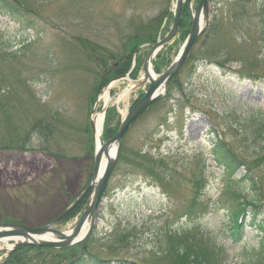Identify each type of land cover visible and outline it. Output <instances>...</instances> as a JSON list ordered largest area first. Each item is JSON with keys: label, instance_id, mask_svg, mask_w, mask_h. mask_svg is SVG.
Masks as SVG:
<instances>
[{"label": "rangeland", "instance_id": "374dc122", "mask_svg": "<svg viewBox=\"0 0 264 264\" xmlns=\"http://www.w3.org/2000/svg\"><path fill=\"white\" fill-rule=\"evenodd\" d=\"M9 1L11 9L0 7V225L36 228L91 182L93 115L104 112V131L114 134L146 93L137 82L173 26L176 0ZM198 5L185 1L178 35L153 61L157 75L180 54ZM209 6L179 74L127 134L85 252L115 264H175L161 252L168 232L181 230L212 242L217 264H264V230L249 217L242 239L231 237L238 202L255 198L245 171L229 179L213 162L220 139L254 168L264 199V0ZM90 196L59 230L75 224Z\"/></svg>", "mask_w": 264, "mask_h": 264}, {"label": "water", "instance_id": "95a60500", "mask_svg": "<svg viewBox=\"0 0 264 264\" xmlns=\"http://www.w3.org/2000/svg\"><path fill=\"white\" fill-rule=\"evenodd\" d=\"M185 0H176L174 23L167 34V36L153 45L145 62V70L147 78L145 81L137 82L139 85H149L148 91L145 96L129 111L127 116L123 118L121 127L115 137L106 142L99 151H96L95 167L92 177V181L79 196V198L63 213L50 221L47 225L31 228L22 223H6L0 225V244H4L6 241L14 242L10 249H1L0 251H6L7 255L4 260L11 255L12 252L27 246L51 248L57 250H64L79 245L87 240L92 233L95 224L97 222V213L101 207L104 199L109 179L115 169L118 161L121 147L131 127L136 121L157 101L164 96L163 92L167 90L173 79L179 74L180 70L187 61L194 46L198 42L202 33L204 32V23L209 19V0H200V4L193 14L192 29L186 40L182 50L176 60L172 63L169 69L157 78H150L147 70V65H152L156 55L168 45L179 33L180 20L183 11ZM161 89H164L161 92ZM117 145L116 153L114 157L109 155V149L111 146ZM106 155L108 162L106 168L100 177L97 185L95 181L99 176L101 169V162L103 156ZM92 191V196L83 211V214L77 219L75 224L67 231H61L56 228V224L62 221L70 212H72L80 202L85 198L89 191ZM90 222L89 230L86 234H83L84 228L87 223Z\"/></svg>", "mask_w": 264, "mask_h": 264}, {"label": "trees", "instance_id": "16d2710c", "mask_svg": "<svg viewBox=\"0 0 264 264\" xmlns=\"http://www.w3.org/2000/svg\"><path fill=\"white\" fill-rule=\"evenodd\" d=\"M0 7L9 10L12 8V5L9 0H0ZM153 42L154 39L152 38L146 41V43ZM130 56L131 60L130 63L128 62V68H131L130 64L132 62V57H134L133 55ZM125 68L126 66H123L120 70L118 68L117 70L121 72L116 75L118 77L120 74L123 75L128 69ZM128 71L126 73H128ZM262 120L263 121H260V127L262 130H264V118ZM118 130L119 129H117L113 134V130L107 129L104 134L105 138L107 140L113 138L117 134ZM213 149V162L216 164V166L219 169H223L225 174L229 176V179L233 178L239 172H241L242 169H244L245 175L243 180H247L250 183L251 189H253L255 192V198L251 201L248 199H242L238 202V210L234 213L232 218L233 225L230 227L232 230L231 237L235 240V242H239L242 239V236H244V231H246V226L243 224L246 217L251 219L249 226H257L264 230V199L260 194L261 189L258 188V183L254 174L255 172L253 171L254 168L251 165L245 164L244 160L239 155L234 153L230 147L220 139H217V141L214 143ZM124 150L125 142L123 143L120 156ZM245 167H247V170ZM201 181L196 182V184H201ZM82 203L84 204V202ZM79 206L77 207L78 209L81 207ZM72 213L68 217H70ZM260 217L262 218L259 219ZM6 222L9 223L13 221L7 220ZM176 231L177 233H174L173 231L168 232V244L163 247V252H161V254H173L175 256V264L220 263L218 260L215 261L216 252L212 242H204V239L201 241V235L196 234L195 236L194 234H190L189 231ZM31 251L32 253H30ZM43 255L44 258H42ZM41 261V264H115L111 260L103 259L96 255L85 252L84 245H78L66 250L27 246L14 251L3 264H33V262H35V264H39ZM116 264L133 263H130L129 261H116Z\"/></svg>", "mask_w": 264, "mask_h": 264}, {"label": "bare ground", "instance_id": "6f19581e", "mask_svg": "<svg viewBox=\"0 0 264 264\" xmlns=\"http://www.w3.org/2000/svg\"><path fill=\"white\" fill-rule=\"evenodd\" d=\"M147 70H148V74H149V77L151 78H157L155 73H154V70H153V67L150 63H148L147 65ZM144 81V80H142ZM106 92L103 94L102 96V100L104 102V104H108L110 103V100H111V96H110V88H106ZM164 89H161V92H163ZM129 90L126 91L121 98L123 97H126L129 95ZM104 112H99V113H95L93 115V125H94V128H95V134H96V146H97V151H99L101 148H102V135H103V131H104ZM116 149H117V145H113L110 147L109 149V155L111 157H114L115 153H116ZM107 162H108V158L106 155L103 156V159H102V162H101V169H100V172H99V176L97 178V180L95 181V185H97L100 177L102 176L105 168H106V165H107ZM89 227H90V222L87 223L86 227L84 228V231H83V234H86L89 230Z\"/></svg>", "mask_w": 264, "mask_h": 264}]
</instances>
